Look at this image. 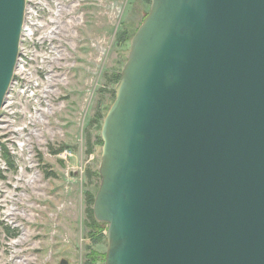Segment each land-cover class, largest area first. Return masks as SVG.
<instances>
[{
    "label": "water",
    "instance_id": "water-1",
    "mask_svg": "<svg viewBox=\"0 0 264 264\" xmlns=\"http://www.w3.org/2000/svg\"><path fill=\"white\" fill-rule=\"evenodd\" d=\"M26 5L0 0V114ZM130 44L101 128L105 264H264V0H151Z\"/></svg>",
    "mask_w": 264,
    "mask_h": 264
},
{
    "label": "rangeland",
    "instance_id": "rangeland-1",
    "mask_svg": "<svg viewBox=\"0 0 264 264\" xmlns=\"http://www.w3.org/2000/svg\"><path fill=\"white\" fill-rule=\"evenodd\" d=\"M62 1L60 47L52 53H57L51 66L54 91L50 112L38 125L41 139L27 144L15 169L0 161L5 176L0 179V264H59L62 259L86 264L95 258L94 264H105L108 225L101 223V240L92 237L86 202V193L97 194L101 183V177L90 181L87 171L99 172L102 146L88 156L87 136L93 143L101 136L91 121L99 112L105 117L112 106L114 75L122 72L131 36L151 3ZM32 71V77H42L35 62ZM62 145L73 149L74 157L65 161L50 153L51 146Z\"/></svg>",
    "mask_w": 264,
    "mask_h": 264
},
{
    "label": "built area",
    "instance_id": "built-area-1",
    "mask_svg": "<svg viewBox=\"0 0 264 264\" xmlns=\"http://www.w3.org/2000/svg\"><path fill=\"white\" fill-rule=\"evenodd\" d=\"M25 21L22 29L20 55L6 103L0 114V161L5 145L15 159L28 152L27 144L41 139L38 125L50 112L55 73L51 66L60 47L61 23L66 4L62 0H26ZM42 77H32L33 64ZM34 73V72H33ZM24 118V122L18 119ZM61 160L74 157L66 148L57 155ZM1 165V163H0ZM2 169V167L0 166Z\"/></svg>",
    "mask_w": 264,
    "mask_h": 264
},
{
    "label": "trees",
    "instance_id": "trees-1",
    "mask_svg": "<svg viewBox=\"0 0 264 264\" xmlns=\"http://www.w3.org/2000/svg\"><path fill=\"white\" fill-rule=\"evenodd\" d=\"M145 1H147L148 3H151V0H145ZM121 36H123V35L121 34ZM131 38H132V36H131ZM120 77H121V73H117V74L114 75L113 81L115 82V84H117L119 82ZM113 94L115 96V92L114 91H113ZM104 118H105L104 114L99 112L97 114L96 118L92 119L91 124L92 125H96L97 128L99 130H101ZM95 146H103V141L101 139V136L99 135L97 137V139L93 143L91 135L88 134V136H87V151H86V154L88 156H91L92 154H94ZM1 147H2V157L6 161L7 165L10 168L15 169L16 168L15 159L9 154V151H8V149H7V147L5 145H1ZM66 148H69V147L62 145V146H60L58 148H55V147L51 146L50 147V153L55 155V156H57L60 152H62ZM41 159L42 158L40 156V160ZM87 173H88V179L90 181H92L93 179L95 180V178H100V174H99L98 171H92L91 169H88ZM54 175H55L54 173H47L48 177H51V176H54ZM0 179H5V176L3 175V170L1 168H0ZM86 194H87L86 202H87V205H88L87 212L89 213L90 218L92 220V222H89L88 226L92 229L91 230L92 237H94L95 240L98 241V240H101V239H99V237L102 236V229H101V223L98 222L95 219L94 212H93V206H94V201H95L96 194L91 192V191L87 192ZM104 257H106V255ZM95 261H97L96 258L92 259V261L91 260L87 261L86 264H94Z\"/></svg>",
    "mask_w": 264,
    "mask_h": 264
}]
</instances>
